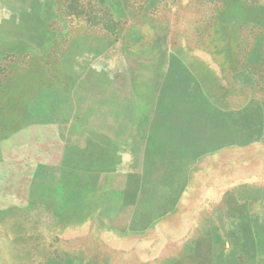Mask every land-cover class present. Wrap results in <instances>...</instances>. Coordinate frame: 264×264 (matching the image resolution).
<instances>
[{"label":"rangeland","instance_id":"obj_1","mask_svg":"<svg viewBox=\"0 0 264 264\" xmlns=\"http://www.w3.org/2000/svg\"><path fill=\"white\" fill-rule=\"evenodd\" d=\"M0 264H264V0H0Z\"/></svg>","mask_w":264,"mask_h":264},{"label":"crops","instance_id":"obj_2","mask_svg":"<svg viewBox=\"0 0 264 264\" xmlns=\"http://www.w3.org/2000/svg\"><path fill=\"white\" fill-rule=\"evenodd\" d=\"M170 220H173L175 222H179L180 218H181V212L178 211H172L169 214ZM184 218V217H183ZM189 222L186 223V221L184 222L183 226H188ZM171 229L170 226H168V223L165 224L163 223L162 225H159L156 229V234L159 236L156 241L161 240L160 242V249L164 248V246L167 245V243H172L175 239L174 233L176 234V231L174 230H169ZM169 245V244H168ZM157 250V248H156Z\"/></svg>","mask_w":264,"mask_h":264}]
</instances>
